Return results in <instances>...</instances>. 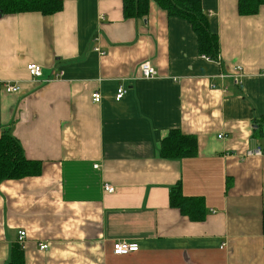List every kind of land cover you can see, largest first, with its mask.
Returning a JSON list of instances; mask_svg holds the SVG:
<instances>
[{
    "label": "crops",
    "instance_id": "obj_1",
    "mask_svg": "<svg viewBox=\"0 0 264 264\" xmlns=\"http://www.w3.org/2000/svg\"><path fill=\"white\" fill-rule=\"evenodd\" d=\"M61 2L52 16H0V136L41 163L0 182V264L13 244L23 264H264V6L242 17L237 0H201L214 62L153 2L142 19H124L122 0ZM171 130L196 138L195 156L160 157ZM178 183L202 199L201 221L169 206ZM119 241L138 251L115 256Z\"/></svg>",
    "mask_w": 264,
    "mask_h": 264
},
{
    "label": "trees",
    "instance_id": "obj_2",
    "mask_svg": "<svg viewBox=\"0 0 264 264\" xmlns=\"http://www.w3.org/2000/svg\"><path fill=\"white\" fill-rule=\"evenodd\" d=\"M150 2L163 10L168 18L188 23L196 36L198 53L210 61H218L219 44L217 36L210 31L209 20L203 12L201 0H122L124 19H142L147 16ZM264 0H237L239 16H255ZM62 10L61 0H0V16L21 13H38L52 16ZM257 125V135H264V117ZM197 142L193 136H184L178 130H171L159 147V155L166 160H181L196 155ZM41 163L25 158L19 142L7 132L0 136V182L20 180L38 176ZM169 206L178 209L192 221L204 218L202 199L183 196L180 184L169 190ZM264 235V214L262 218ZM6 264H23L22 251L17 244L10 246L9 261Z\"/></svg>",
    "mask_w": 264,
    "mask_h": 264
},
{
    "label": "built area",
    "instance_id": "obj_3",
    "mask_svg": "<svg viewBox=\"0 0 264 264\" xmlns=\"http://www.w3.org/2000/svg\"><path fill=\"white\" fill-rule=\"evenodd\" d=\"M26 71L28 72L30 77H32L34 79L40 78L42 76L41 68L35 64L27 65ZM138 71L140 73V76L144 79H153L157 76V71L147 61L142 62L139 65ZM239 73H240V68L239 67L234 68L233 74L236 76L234 79L235 85L239 84V82H238ZM4 91L7 93H17L19 91V86L15 85V84L14 85H6L4 87ZM125 93H126V90L123 87H119L116 90V93L114 96L115 101H120ZM91 100L93 103L98 104L101 101V97L98 93H93L91 95ZM255 154L259 155L260 152L255 151ZM103 189L106 193H112L113 192V188L110 186H104ZM25 237H26V233L24 231L18 232V239L17 240H18L19 245L23 244ZM47 248H48L47 244L39 245V250L43 251V250H47ZM137 251H138V245L137 244L128 243L125 241L116 242L112 248V252L115 256L129 255L132 253H136Z\"/></svg>",
    "mask_w": 264,
    "mask_h": 264
}]
</instances>
